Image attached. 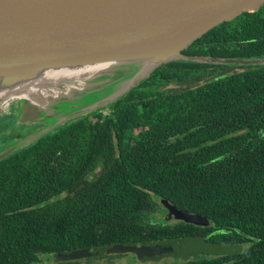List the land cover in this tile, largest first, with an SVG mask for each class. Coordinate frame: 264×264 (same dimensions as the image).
I'll return each instance as SVG.
<instances>
[{"label": "trees", "instance_id": "16d2710c", "mask_svg": "<svg viewBox=\"0 0 264 264\" xmlns=\"http://www.w3.org/2000/svg\"><path fill=\"white\" fill-rule=\"evenodd\" d=\"M184 53L264 57V5ZM107 108L0 161V264L167 241L179 256L198 241L244 246L182 264H264V65L173 61ZM29 125L13 135L4 125L0 146L41 126ZM162 199L210 224L167 222Z\"/></svg>", "mask_w": 264, "mask_h": 264}, {"label": "water", "instance_id": "95a60500", "mask_svg": "<svg viewBox=\"0 0 264 264\" xmlns=\"http://www.w3.org/2000/svg\"><path fill=\"white\" fill-rule=\"evenodd\" d=\"M263 5L264 0H0V113L16 101L19 123L41 124L6 146L0 161L108 107L167 63L264 65V57L184 53L215 27ZM161 205L167 221L210 224L166 199ZM198 242L204 249L197 253H215V244ZM120 248L128 247L116 244L107 251ZM98 249L59 253L58 260L90 257Z\"/></svg>", "mask_w": 264, "mask_h": 264}, {"label": "rangeland", "instance_id": "374dc122", "mask_svg": "<svg viewBox=\"0 0 264 264\" xmlns=\"http://www.w3.org/2000/svg\"><path fill=\"white\" fill-rule=\"evenodd\" d=\"M15 103L17 106L16 101L14 102V104ZM104 108H105L103 110L104 114L109 112V109L107 107H104ZM67 109H69V108L67 107ZM18 115H17V117H18ZM17 117H16V119H17ZM12 119H13V116H12L10 121L6 120L2 124H0V139H1V135H2L1 132L4 133V131H5V128H2V127L4 125H6V126L10 125ZM0 121H1V118H0ZM25 126H26V124L19 125L16 122L15 126H14V128H12V130L10 128L8 129V134L13 135L14 132H19L21 129L25 128ZM5 134L8 136L7 133H5ZM12 143H13V141L8 140L4 145L0 146V152L6 146H8ZM100 172H101V168L99 167L95 171L94 177L98 176L100 174ZM165 216H166V214L164 215V218H165ZM157 219H159V218H157ZM124 246H127L128 248H120L119 252H108L107 249L109 248V246H106V247L95 246V247L99 248L98 251L96 252L98 254L90 256V258L86 257L85 261L92 259L91 260L92 264H108V261H110V260L112 261L113 264H173V262H177V261L184 262V260H185V259H183L180 261L181 258H179V257H177V259H174V258L171 259L170 257H168L169 256L168 253L173 252L172 251V248H173L172 241H167L165 243H160V244H158V243L157 244H155V243H144V244L132 245V246H134L133 249H130L129 245H124ZM166 246H170L171 248L168 249ZM214 247H216L214 249L215 253L210 254L209 256L216 255V253L219 255L234 254V253H238V252H241L244 250V246H223L222 248H220V247H217V245H215ZM200 249H204V248L202 246H201V248L199 246L193 248V250H195L197 252H199ZM57 258H58V254H57ZM46 259H49V257ZM51 263L52 264L57 263V261L54 257H52V259H50V262H47V260H45L43 264H51Z\"/></svg>", "mask_w": 264, "mask_h": 264}, {"label": "flooded vegetation", "instance_id": "af4514ba", "mask_svg": "<svg viewBox=\"0 0 264 264\" xmlns=\"http://www.w3.org/2000/svg\"><path fill=\"white\" fill-rule=\"evenodd\" d=\"M239 71H241V69H236L235 70V72H239ZM16 109H17V106H16V103L14 104H12L11 106H10V108H8L5 112H3V111H1V113H0V117H2V118H6L7 120H11V118H12V116H13V119H12V121H11V123H10V125L8 126V129L10 128L11 130H12V128H14V126H15V123L17 122L19 125L21 124V123H19L18 121H17V119H16V117H17V113H16ZM101 110V109H100ZM99 110V111H100ZM13 114V115H12ZM12 115V116H11ZM16 117H15V116ZM86 116V115H85ZM18 117H19V115H18ZM17 117V118H18ZM83 117V116H82ZM31 124V123H30ZM22 125V124H21ZM27 126H30L29 124H26ZM7 130V129H6ZM8 131V130H7ZM166 247H170V246H166ZM195 250L194 251H186V250H183V257L181 258L176 252H170V253H168L169 254V256L168 257H170L171 259L172 258H174V259H177V257H179V258H181V259H183V258H185V259H191V258H193V257H191V256H194L195 255ZM50 259H52V258H49V259H46L47 260V262H50ZM79 262V261H78ZM86 262L87 261H85V260H83V261H81V263L82 264H86ZM174 263H179V261H177V262H173V264ZM80 264V263H79Z\"/></svg>", "mask_w": 264, "mask_h": 264}, {"label": "clouds", "instance_id": "9594fccd", "mask_svg": "<svg viewBox=\"0 0 264 264\" xmlns=\"http://www.w3.org/2000/svg\"><path fill=\"white\" fill-rule=\"evenodd\" d=\"M18 119V118H17ZM19 122V121H18ZM160 203H161V200H160ZM167 214V213H166ZM164 219H166V216H165V218ZM173 221H177V220H173V219H171V220H169V221H167V222H173ZM113 245H116V244H113ZM111 246V245H110ZM87 248H89V247H87ZM168 249H170V247H167ZM182 251H183V249H182ZM199 255V253H195V255L194 256H191V257H193V258H191V259H185V258H183V259H185L184 260V262H179V263H174V264H182V263H187V262H190V261H194L195 260V258L197 257ZM202 255H205V254H202ZM207 256H209V255H207ZM214 256H217V255H213V257ZM220 256V255H219ZM51 258L52 257H54L55 259H56V261H57V263H59V262H64V261H60V260H58V258H57V255H52V256H50ZM181 258L183 257V255L182 256H180ZM86 259V257L85 258H81V259H76V260H85ZM183 259H180V261L181 260H183ZM46 260V258H43V263H44V261ZM52 264V263H51Z\"/></svg>", "mask_w": 264, "mask_h": 264}]
</instances>
